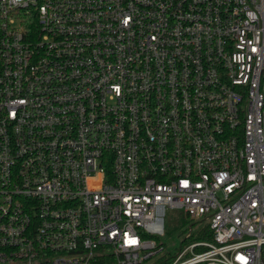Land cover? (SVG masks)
<instances>
[{"label":"built area","instance_id":"2783aa9c","mask_svg":"<svg viewBox=\"0 0 264 264\" xmlns=\"http://www.w3.org/2000/svg\"><path fill=\"white\" fill-rule=\"evenodd\" d=\"M168 211L264 264V0H0V264H161Z\"/></svg>","mask_w":264,"mask_h":264},{"label":"rangeland","instance_id":"374dc122","mask_svg":"<svg viewBox=\"0 0 264 264\" xmlns=\"http://www.w3.org/2000/svg\"><path fill=\"white\" fill-rule=\"evenodd\" d=\"M191 222L182 217L179 211H168L166 216L165 233L161 236V242L165 245L164 253L168 256L175 255L185 247V234ZM201 228V223L194 225L195 232Z\"/></svg>","mask_w":264,"mask_h":264},{"label":"trees","instance_id":"16d2710c","mask_svg":"<svg viewBox=\"0 0 264 264\" xmlns=\"http://www.w3.org/2000/svg\"><path fill=\"white\" fill-rule=\"evenodd\" d=\"M186 220V219H185ZM212 232L208 226L199 228L195 234L194 239H211ZM172 260V256L164 257L160 260L161 264H168ZM100 264H117L116 259L112 255L105 256L99 260Z\"/></svg>","mask_w":264,"mask_h":264}]
</instances>
